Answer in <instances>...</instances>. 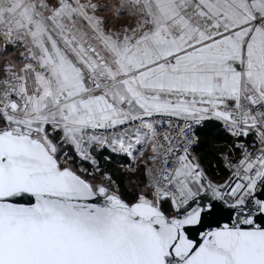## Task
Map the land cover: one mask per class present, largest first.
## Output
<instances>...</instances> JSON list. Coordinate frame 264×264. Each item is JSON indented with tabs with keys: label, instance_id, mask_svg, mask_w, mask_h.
<instances>
[{
	"label": "snow or ice",
	"instance_id": "1",
	"mask_svg": "<svg viewBox=\"0 0 264 264\" xmlns=\"http://www.w3.org/2000/svg\"><path fill=\"white\" fill-rule=\"evenodd\" d=\"M0 264H264V0H0Z\"/></svg>",
	"mask_w": 264,
	"mask_h": 264
}]
</instances>
